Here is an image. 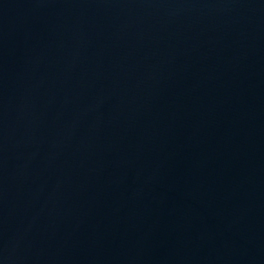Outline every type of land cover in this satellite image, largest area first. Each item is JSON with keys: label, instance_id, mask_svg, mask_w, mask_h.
<instances>
[{"label": "water", "instance_id": "obj_1", "mask_svg": "<svg viewBox=\"0 0 264 264\" xmlns=\"http://www.w3.org/2000/svg\"><path fill=\"white\" fill-rule=\"evenodd\" d=\"M0 264H264V0H0Z\"/></svg>", "mask_w": 264, "mask_h": 264}]
</instances>
